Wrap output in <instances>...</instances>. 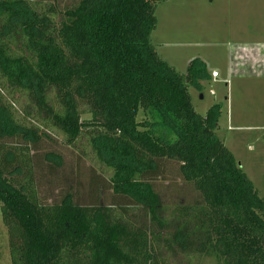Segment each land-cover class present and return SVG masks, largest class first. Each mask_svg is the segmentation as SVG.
Wrapping results in <instances>:
<instances>
[{
  "label": "trees",
  "instance_id": "obj_1",
  "mask_svg": "<svg viewBox=\"0 0 264 264\" xmlns=\"http://www.w3.org/2000/svg\"><path fill=\"white\" fill-rule=\"evenodd\" d=\"M162 1L80 0L57 21L53 8L0 0V210L11 264H264V199L216 136L220 105L205 116L192 105L189 87L210 78L205 63L179 74L152 44ZM6 93L34 124L16 118ZM51 128L67 146L87 134L111 170L110 204L106 187L88 205L71 192L40 198L35 156ZM45 161L50 171L62 164L55 153Z\"/></svg>",
  "mask_w": 264,
  "mask_h": 264
},
{
  "label": "rangeland",
  "instance_id": "obj_2",
  "mask_svg": "<svg viewBox=\"0 0 264 264\" xmlns=\"http://www.w3.org/2000/svg\"><path fill=\"white\" fill-rule=\"evenodd\" d=\"M25 1L37 9L53 8L57 21L80 2ZM155 15L158 24L151 41L162 60L182 75L186 74L191 61L200 59L205 63L210 78L200 82V89L189 87L192 105L202 116L214 105H220L216 136L232 152L264 199V0H165L156 5ZM213 72H217L218 77H211ZM6 98L21 123H35L23 112L24 100L18 95L13 99L7 93ZM43 131L47 134L35 156L40 198L50 201L56 199L57 194L71 192L78 203L88 205L91 191L96 188L98 193L106 187L104 198L109 196L105 203L110 204L111 170L98 163L87 134L75 146H67L57 130ZM48 153L62 159L61 166L53 171L45 161ZM170 171L171 175L178 176L176 165L172 164ZM172 181L182 184L178 177H173ZM181 186L184 196L192 199V188ZM180 263L181 257L170 260V264ZM0 264H11L1 210Z\"/></svg>",
  "mask_w": 264,
  "mask_h": 264
},
{
  "label": "built area",
  "instance_id": "obj_3",
  "mask_svg": "<svg viewBox=\"0 0 264 264\" xmlns=\"http://www.w3.org/2000/svg\"><path fill=\"white\" fill-rule=\"evenodd\" d=\"M211 77H213V78L218 77V73H217V72H213V73L211 74Z\"/></svg>",
  "mask_w": 264,
  "mask_h": 264
},
{
  "label": "water",
  "instance_id": "obj_4",
  "mask_svg": "<svg viewBox=\"0 0 264 264\" xmlns=\"http://www.w3.org/2000/svg\"><path fill=\"white\" fill-rule=\"evenodd\" d=\"M200 98L202 99V98H203V96H200Z\"/></svg>",
  "mask_w": 264,
  "mask_h": 264
}]
</instances>
